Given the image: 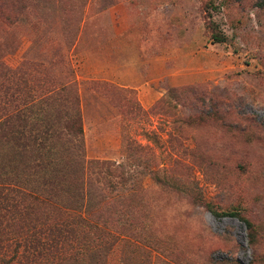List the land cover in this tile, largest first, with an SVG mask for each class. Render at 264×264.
<instances>
[{"label": "rangeland", "instance_id": "rangeland-1", "mask_svg": "<svg viewBox=\"0 0 264 264\" xmlns=\"http://www.w3.org/2000/svg\"><path fill=\"white\" fill-rule=\"evenodd\" d=\"M44 126L0 264H264V0H0V177Z\"/></svg>", "mask_w": 264, "mask_h": 264}, {"label": "trees", "instance_id": "trees-1", "mask_svg": "<svg viewBox=\"0 0 264 264\" xmlns=\"http://www.w3.org/2000/svg\"><path fill=\"white\" fill-rule=\"evenodd\" d=\"M194 89V87H183L177 90L179 92H195ZM171 91L174 92L176 89H171ZM69 118L70 133L81 137L83 129L81 127L80 111L75 110ZM56 133L57 131L44 126L37 134H34L32 144H24V147L36 151L40 157L39 161L31 166L32 172H28V166H23L17 168L11 179L5 176V172L2 173L3 176L0 177V224L10 213L22 212V210L33 204H50L52 202L51 196L55 195L57 197L59 195L56 190L59 182H61L59 173L62 169L61 162L58 161L60 159L58 156L59 150L54 145L46 144L48 138ZM84 163V161L78 164L76 162L75 165L80 167L82 164L83 168ZM92 163H98L106 167L110 165L106 161H92ZM232 215H236V213L232 212ZM238 218L245 223L248 229L251 228V224L246 218L242 216H238Z\"/></svg>", "mask_w": 264, "mask_h": 264}]
</instances>
